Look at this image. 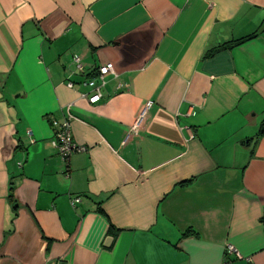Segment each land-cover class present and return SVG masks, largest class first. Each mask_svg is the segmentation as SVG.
<instances>
[{
  "label": "crops",
  "instance_id": "crops-1",
  "mask_svg": "<svg viewBox=\"0 0 264 264\" xmlns=\"http://www.w3.org/2000/svg\"><path fill=\"white\" fill-rule=\"evenodd\" d=\"M58 261L264 264V0H0V264Z\"/></svg>",
  "mask_w": 264,
  "mask_h": 264
},
{
  "label": "built area",
  "instance_id": "built-area-1",
  "mask_svg": "<svg viewBox=\"0 0 264 264\" xmlns=\"http://www.w3.org/2000/svg\"><path fill=\"white\" fill-rule=\"evenodd\" d=\"M81 57L79 55L73 56V62L75 65L80 69L82 66L81 63ZM115 74V71L113 67L111 66H101L97 70H95L94 75L89 79L88 85L92 89V94L89 96L88 100L90 103H95L100 101L102 94L100 92V87L104 85V78L108 74ZM69 87H72V82L68 83ZM152 106V102H147L145 106L143 107L142 111L140 112V115L136 121L135 126L133 127V130L136 131L137 127L141 125L142 120L144 119L145 114L147 113L148 109ZM75 119L74 115L72 113H68L67 117L62 120H53L52 126L54 129V139L52 141L53 146L58 149V152L60 154V157L63 161L67 162L71 155L74 153H81L87 150V148L83 145H78L75 143L73 139L72 134V126L71 121ZM81 201V197L76 196L72 198L71 204L73 206L77 205ZM229 253L235 254L237 257H241V255L238 253V251L232 246L228 245ZM55 264H65L64 262L58 261Z\"/></svg>",
  "mask_w": 264,
  "mask_h": 264
},
{
  "label": "water",
  "instance_id": "water-1",
  "mask_svg": "<svg viewBox=\"0 0 264 264\" xmlns=\"http://www.w3.org/2000/svg\"><path fill=\"white\" fill-rule=\"evenodd\" d=\"M111 239L109 238L106 242H109ZM107 244V243H106Z\"/></svg>",
  "mask_w": 264,
  "mask_h": 264
},
{
  "label": "trees",
  "instance_id": "trees-1",
  "mask_svg": "<svg viewBox=\"0 0 264 264\" xmlns=\"http://www.w3.org/2000/svg\"><path fill=\"white\" fill-rule=\"evenodd\" d=\"M13 197V193H12V196H11V198ZM115 234V233H114Z\"/></svg>",
  "mask_w": 264,
  "mask_h": 264
}]
</instances>
